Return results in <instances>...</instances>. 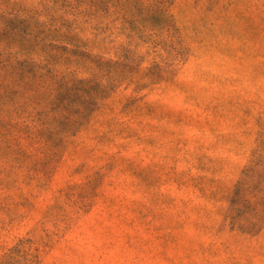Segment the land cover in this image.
Segmentation results:
<instances>
[{"label":"rangeland","instance_id":"1","mask_svg":"<svg viewBox=\"0 0 264 264\" xmlns=\"http://www.w3.org/2000/svg\"><path fill=\"white\" fill-rule=\"evenodd\" d=\"M0 264H264V0H0Z\"/></svg>","mask_w":264,"mask_h":264}]
</instances>
